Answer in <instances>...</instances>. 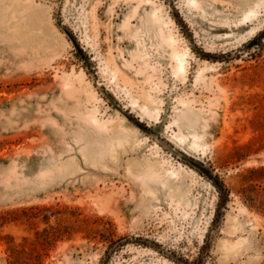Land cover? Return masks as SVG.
<instances>
[{
	"label": "rangeland",
	"instance_id": "374dc122",
	"mask_svg": "<svg viewBox=\"0 0 264 264\" xmlns=\"http://www.w3.org/2000/svg\"><path fill=\"white\" fill-rule=\"evenodd\" d=\"M0 264H264V0H0Z\"/></svg>",
	"mask_w": 264,
	"mask_h": 264
},
{
	"label": "trees",
	"instance_id": "16d2710c",
	"mask_svg": "<svg viewBox=\"0 0 264 264\" xmlns=\"http://www.w3.org/2000/svg\"><path fill=\"white\" fill-rule=\"evenodd\" d=\"M216 188L218 189V194H219V203H218V207L219 204L221 205L223 202H225L227 200V190L224 188L222 182L220 181H216L214 182Z\"/></svg>",
	"mask_w": 264,
	"mask_h": 264
},
{
	"label": "bare ground",
	"instance_id": "6f19581e",
	"mask_svg": "<svg viewBox=\"0 0 264 264\" xmlns=\"http://www.w3.org/2000/svg\"><path fill=\"white\" fill-rule=\"evenodd\" d=\"M174 55H175L176 60H177V69L183 71V60H184L183 54L175 52Z\"/></svg>",
	"mask_w": 264,
	"mask_h": 264
}]
</instances>
